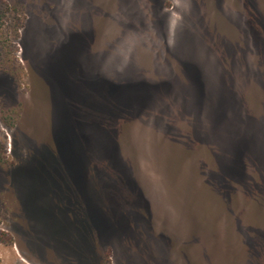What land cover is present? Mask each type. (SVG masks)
I'll use <instances>...</instances> for the list:
<instances>
[{"label": "rangeland", "instance_id": "1", "mask_svg": "<svg viewBox=\"0 0 264 264\" xmlns=\"http://www.w3.org/2000/svg\"><path fill=\"white\" fill-rule=\"evenodd\" d=\"M0 264H264V0H0Z\"/></svg>", "mask_w": 264, "mask_h": 264}, {"label": "trees", "instance_id": "2", "mask_svg": "<svg viewBox=\"0 0 264 264\" xmlns=\"http://www.w3.org/2000/svg\"><path fill=\"white\" fill-rule=\"evenodd\" d=\"M254 143H255L254 134L251 137H240V138H238L237 143L234 146V149H235L234 152H240V153H237V155L242 156L244 150H246V149L250 150L251 148H253L252 146L254 145ZM227 165H228V163H227ZM226 168L230 171V169L227 166H226ZM239 172L240 171L238 169V173ZM110 196H112V195H110ZM114 197L115 198H113V199L111 198L112 201L119 207H127L126 209H128L131 205H134L136 203V200L131 199V198H135L136 196L133 197L130 194H125V197H122V198H120L119 195H115ZM122 199H124V200H122ZM138 199L139 200H137V202L145 204V207L147 208L146 198H144L142 195H138ZM145 200H146V202H145Z\"/></svg>", "mask_w": 264, "mask_h": 264}]
</instances>
